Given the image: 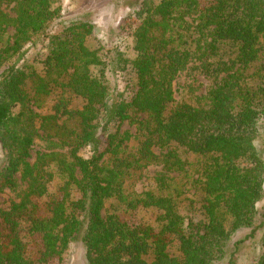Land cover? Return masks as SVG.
Returning a JSON list of instances; mask_svg holds the SVG:
<instances>
[{"label":"trees","instance_id":"1","mask_svg":"<svg viewBox=\"0 0 264 264\" xmlns=\"http://www.w3.org/2000/svg\"><path fill=\"white\" fill-rule=\"evenodd\" d=\"M63 1L0 0V264H64L78 241L87 264H236L234 234L264 230V0H141L129 100L92 23L52 34Z\"/></svg>","mask_w":264,"mask_h":264},{"label":"rangeland","instance_id":"2","mask_svg":"<svg viewBox=\"0 0 264 264\" xmlns=\"http://www.w3.org/2000/svg\"><path fill=\"white\" fill-rule=\"evenodd\" d=\"M141 0H64L62 3V18L59 23L54 26L52 34H62L65 25L75 20H82L92 23L95 26L94 32L87 40V46L92 51H98L105 63L98 73L103 71L106 77L111 80L114 87L115 95H118L123 100H129L135 91L133 82L129 75L125 72L118 73L119 68L115 70L118 64L117 50L130 54L133 45V33L136 25L130 27L135 19L134 15L139 9ZM48 41H40L34 46H30L26 60L35 66L39 67L40 61L46 53ZM194 89L198 90V94L204 93V80L199 78L194 84ZM188 90V89H186ZM190 94L185 92L184 84L180 83L177 87L176 98L182 101ZM264 126V124H263ZM118 127L122 131L130 130L135 133V128L129 123L120 125L118 122L112 123L108 130L115 132ZM44 144L42 141H37L33 150L31 162L36 160L39 153L43 152ZM260 149L264 157V138L260 143ZM82 155L88 157L87 151H83ZM4 159L3 149L0 143V167ZM12 197L9 194L6 199ZM1 203V202H0ZM2 205H0L1 207ZM259 210L264 212V200L257 206ZM142 216L152 218V212L147 210L142 212ZM264 230L257 231L255 235L250 229H242L237 231L232 237V248L237 246L235 255L236 264H259L262 255V239ZM64 264H87L85 259V249L81 241L73 243L66 256ZM217 264H230V258H226Z\"/></svg>","mask_w":264,"mask_h":264}]
</instances>
